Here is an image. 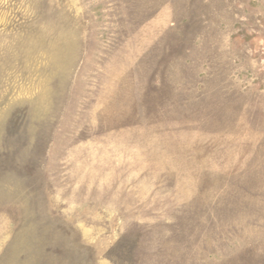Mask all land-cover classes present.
Segmentation results:
<instances>
[{"label": "rangeland", "instance_id": "374dc122", "mask_svg": "<svg viewBox=\"0 0 264 264\" xmlns=\"http://www.w3.org/2000/svg\"><path fill=\"white\" fill-rule=\"evenodd\" d=\"M0 264H264V0H0Z\"/></svg>", "mask_w": 264, "mask_h": 264}]
</instances>
